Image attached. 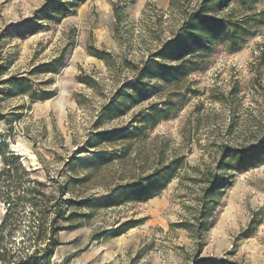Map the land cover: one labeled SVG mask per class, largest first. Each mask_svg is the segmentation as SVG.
Masks as SVG:
<instances>
[{
	"label": "rangeland",
	"instance_id": "374dc122",
	"mask_svg": "<svg viewBox=\"0 0 264 264\" xmlns=\"http://www.w3.org/2000/svg\"><path fill=\"white\" fill-rule=\"evenodd\" d=\"M46 1L0 0V167L5 159L20 167L0 176V222L9 216L0 235L7 246L20 248V258L52 254L49 264H191L200 247L201 256L264 264V160L234 174L201 237L173 225L193 218L201 180L224 148L264 136V62L257 58L264 25L240 51L218 44L197 55L205 70L161 82L146 100L111 112L107 104L134 76L132 65L173 36L198 0H86L33 35L11 33ZM262 8L259 0L256 9ZM89 44L111 52L112 67L91 55ZM66 46L57 73L32 71ZM11 76H26L33 96L49 98L10 87L4 81ZM102 130L122 132L98 143L92 135ZM166 166L177 169L148 200L110 207L100 201ZM141 218L121 236L104 235Z\"/></svg>",
	"mask_w": 264,
	"mask_h": 264
},
{
	"label": "trees",
	"instance_id": "16d2710c",
	"mask_svg": "<svg viewBox=\"0 0 264 264\" xmlns=\"http://www.w3.org/2000/svg\"><path fill=\"white\" fill-rule=\"evenodd\" d=\"M259 0H198L194 9L187 12L185 18L178 26L173 36L162 41L159 48L155 49L141 65L133 64L134 76L125 80L118 86L114 100L109 102V111L123 107L121 112L126 111L130 104H136L146 100L161 87V82H171L193 71L206 69V60L197 59V55H206L212 52L216 45L225 44L228 52L240 51L250 37L261 34L260 27L264 25V8L256 9ZM86 0H47L44 6L39 9L32 19L11 26V33L20 37L33 35L43 28V22H59L65 16L72 14ZM136 0H131L135 3ZM114 13L117 23L121 20V8L115 6ZM257 58L264 62V43L259 45ZM88 52L104 60L108 66L114 63L113 55L107 50L100 49L93 44L87 47ZM67 46L49 62H45L32 71L57 73L64 65L67 58ZM205 61V62H201ZM131 64V63H130ZM31 71V72H32ZM81 82L88 85L89 76L79 75ZM4 83L12 88H19L22 92L31 93L32 98L46 99L49 94L33 96L32 86L26 76H11ZM123 99V100H121ZM122 131L102 130L96 131L92 136L100 143ZM93 145L88 144L83 152H89ZM13 152V151H12ZM17 160L19 155H13ZM264 160V136L258 143L243 148H224L215 167L205 172V185L201 190L195 213L192 219L177 222L174 226L183 227L195 231L199 237L209 226V217L213 213L217 199L226 188L232 185V179L236 172H243ZM0 176H10V172H19L20 167L8 159H5L0 167ZM177 167L166 166L156 173L146 176L140 181L124 186H118L110 196L100 197L105 206H116L123 201H145L156 192L166 187L171 180L172 173ZM9 198V196H8ZM68 203V202H66ZM10 210L8 207L7 211ZM35 213V212H34ZM37 213V211H36ZM43 213V212H42ZM9 216H5L0 222V229L3 230L8 224ZM40 220H44L42 215ZM145 218L129 219L123 222L115 230L105 232L104 235L117 237L127 230L134 228L144 222ZM249 233L244 236L247 237ZM4 236L0 235V264H49L52 254L43 259H37L35 253L20 258V248L11 249L4 242ZM97 239V238H95ZM55 250L58 243L48 242ZM202 248L196 252L191 264H242L225 258H213L201 256ZM9 257V258H8ZM16 261H8L9 259ZM65 264V263H64Z\"/></svg>",
	"mask_w": 264,
	"mask_h": 264
},
{
	"label": "bare ground",
	"instance_id": "6f19581e",
	"mask_svg": "<svg viewBox=\"0 0 264 264\" xmlns=\"http://www.w3.org/2000/svg\"><path fill=\"white\" fill-rule=\"evenodd\" d=\"M13 150V149H12ZM14 151V150H13Z\"/></svg>",
	"mask_w": 264,
	"mask_h": 264
}]
</instances>
